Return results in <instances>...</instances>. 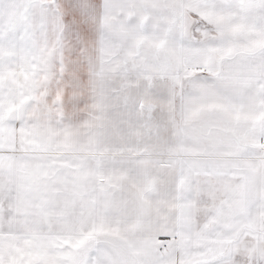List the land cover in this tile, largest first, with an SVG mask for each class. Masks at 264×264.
I'll list each match as a JSON object with an SVG mask.
<instances>
[{
	"label": "crops",
	"instance_id": "obj_1",
	"mask_svg": "<svg viewBox=\"0 0 264 264\" xmlns=\"http://www.w3.org/2000/svg\"><path fill=\"white\" fill-rule=\"evenodd\" d=\"M257 7L0 0V264H264Z\"/></svg>",
	"mask_w": 264,
	"mask_h": 264
},
{
	"label": "rangeland",
	"instance_id": "obj_2",
	"mask_svg": "<svg viewBox=\"0 0 264 264\" xmlns=\"http://www.w3.org/2000/svg\"><path fill=\"white\" fill-rule=\"evenodd\" d=\"M253 1L257 4L258 6L257 10L259 11L261 17L264 18V0H253ZM261 40L263 43L262 46H260V49H257L258 52L254 51L253 54H255V58L258 59L259 62L264 63V35L262 36Z\"/></svg>",
	"mask_w": 264,
	"mask_h": 264
}]
</instances>
